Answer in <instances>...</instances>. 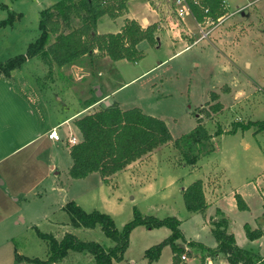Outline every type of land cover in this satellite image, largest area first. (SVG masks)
Returning a JSON list of instances; mask_svg holds the SVG:
<instances>
[{
    "label": "rangeland",
    "instance_id": "obj_1",
    "mask_svg": "<svg viewBox=\"0 0 264 264\" xmlns=\"http://www.w3.org/2000/svg\"><path fill=\"white\" fill-rule=\"evenodd\" d=\"M58 1L0 0V22L11 20V23L0 27V154L30 137L39 118L43 119V125L51 121L52 118L46 117V105H60L51 92L45 93V86L53 78L48 75V65L41 60L26 59L8 76L1 70V65L7 61L26 54L28 45L39 36L41 10ZM139 3L148 4L157 15L155 23L163 33L159 46L152 47L146 42L140 44L141 58L136 62L120 60L105 68L101 67L103 64L98 67V62L103 60L96 63L90 61L92 66L85 61L59 72L67 78L76 101L79 102V98L87 94L94 82L101 87L103 95L109 90H116L110 100L124 109L138 108L144 114L165 121L173 140L189 135L197 125L196 116H199L202 125L213 136L210 140L213 151L199 156L198 161L189 166L172 142L158 148L144 171L143 184L153 192L151 196H147L146 191L143 195L139 186L120 179L106 186L103 184V191L96 190V197L92 200L93 194L89 189L96 185L99 175H92L88 179L91 182L87 181L85 185L72 181L63 166L70 161L66 155L64 158L60 156V180L67 192L76 195L78 201L86 196L89 205L84 204L85 212L96 210L109 215L118 230L133 219L134 210L142 216L158 219L175 217L181 222L185 241L210 248L215 245V240L209 231V219L215 212L211 211L212 216L207 209L201 214H189L182 198L187 185L200 180L209 207L212 206L211 199L217 196L213 191L217 190L220 196L225 191L218 205L230 219L227 231L233 235L236 245L264 253V245L248 240L243 227L248 224L260 230V225L264 230V132L255 133V126L248 130L238 127L233 134L214 136L217 130L227 132L236 122L241 126L249 122H264V0H225L223 16L217 20L208 18V23H199L190 15L179 18L174 0H145ZM115 28L114 23L105 18L100 20V33L96 32L99 35L114 33ZM201 28L208 32L206 38H201ZM160 31L157 30L156 34ZM178 38L181 43H168L180 41ZM177 49L186 50L174 55ZM92 90L96 91L89 89ZM69 101L68 107L73 113L77 105L72 102V97ZM216 103L222 105L217 113L211 108ZM73 134L79 138L76 133ZM149 158L151 156L144 160ZM138 164L132 167L131 172ZM235 193L243 196L247 210L237 209ZM51 204L54 205L44 197L42 201L31 202L29 209L23 213L28 218L33 213H47L51 227L45 222L38 229L60 239L65 231L73 229L65 212L54 210ZM65 223L69 229L60 228ZM20 228L16 241L21 250L25 248L22 253L46 259L47 244L37 236L36 230L28 229L26 225H20ZM70 233L82 241L112 246L99 226ZM170 234L166 227H135L129 235L123 261L117 264H131V261L148 264L145 251ZM178 244L185 245L180 240ZM188 253L189 249L184 253L188 257L187 264H203L202 252L190 250V257ZM171 254L167 246L161 253L159 264H167Z\"/></svg>",
    "mask_w": 264,
    "mask_h": 264
},
{
    "label": "trees",
    "instance_id": "obj_2",
    "mask_svg": "<svg viewBox=\"0 0 264 264\" xmlns=\"http://www.w3.org/2000/svg\"><path fill=\"white\" fill-rule=\"evenodd\" d=\"M185 1L192 17L199 23L208 18L217 20L223 16V0H198L197 3H194V0ZM127 2L128 0H60L44 8L39 16L38 38L28 45L25 55L1 65L3 74L8 76L11 70L19 68L30 58H37L47 64L49 76L77 63L84 64L85 61L96 63L107 58L110 64L120 60L136 62L141 58L137 48L139 43L145 41L152 47L158 44L157 23L142 28L137 21L125 19L116 33L99 35L96 32L97 24L103 17L116 20L126 15ZM9 23L10 19L0 22V27ZM95 52L98 55H95ZM98 64V67L102 64L101 67H107L103 62ZM89 65L92 66L90 63ZM63 78L67 79L65 76ZM95 85L96 82L89 89H94ZM89 89L88 99L83 100L82 96L79 98L84 109L101 100L96 91ZM211 108L217 113L221 111L222 105L216 103ZM196 122L197 125L189 135L173 140L163 120L144 114L138 108L122 110L116 106L102 104L73 122L80 132L81 139L77 144L70 146L72 164L68 174L71 179L78 180L92 173H99L103 182L107 183L112 175L171 142L175 149L181 152L186 165L192 166L199 156L213 151L210 146L213 136L202 125L199 116H196ZM253 126L256 127L255 133L264 132V122H249L243 126L236 122L227 132L217 130L214 136L233 134L238 127L248 130ZM182 198L189 214L205 212L207 204L200 180L190 183L183 190ZM234 198L239 211L248 209L239 194L235 193ZM63 211L73 229H94L99 226L112 242V246L104 247L97 242L82 241L72 233H65L57 239L52 234L36 230L37 236L47 244V258H24L29 264H61L68 262L76 254L81 255L82 260L85 259V264L119 262L128 248L131 231L141 225L147 229L166 227L171 231L165 240L145 251L144 256L149 263L157 261L162 249L168 246L174 254V262L189 249V256L190 250L203 253L202 263L206 257L220 256L229 264H264V257L259 251L239 248L236 245L233 235L227 231L230 219L219 209L209 219V231L216 244L214 248L185 241L180 229L181 222L175 217L158 219L142 216L134 210L133 219L118 230L109 215L96 210L87 213L73 201L67 202ZM244 230L250 241L263 238L260 230L253 229L248 224L244 225ZM179 240L185 245L178 244Z\"/></svg>",
    "mask_w": 264,
    "mask_h": 264
},
{
    "label": "crops",
    "instance_id": "obj_3",
    "mask_svg": "<svg viewBox=\"0 0 264 264\" xmlns=\"http://www.w3.org/2000/svg\"><path fill=\"white\" fill-rule=\"evenodd\" d=\"M139 2H145V0H128L126 15L117 18L116 20H112L109 18L110 21H112V23H114L116 27L114 33L120 30L125 19H133L137 21L142 28H146L149 25L157 22V15L154 14L152 10H150L149 5L145 3L140 5ZM237 11L235 13H237ZM226 17L228 16L226 15ZM105 18L108 17H103L101 20ZM99 23L100 21L97 24V29H96L97 32H99L98 29ZM159 28L158 30L160 31ZM161 34H163L161 31L159 34H156L158 38L157 46H159V43H161V39H162ZM163 39L165 40L166 38L163 36ZM178 40L180 41L177 42L167 41V42L170 45H175V44L177 45L178 43L182 42L181 39L178 38ZM144 42L145 41L139 43V45L137 46L138 50L140 44ZM147 45L149 44L147 43ZM177 50L178 51L174 55H177L186 49H177ZM103 63H105L106 66L110 65L109 59L107 58L103 59ZM62 75L64 76V74L55 72L52 76L53 79L49 80V84L45 86V88L47 87V91L45 90V93L51 92L56 102H58V104L60 103L61 105V107L60 105L59 107H57L56 104L55 106L50 104L48 106L46 105V107H48L47 110L48 112L46 113V117L52 118L51 121L43 125V119L39 118L38 121L40 124L39 123L37 124L35 131L32 133L30 137H28L21 144L16 145L13 148L9 149L8 151L0 154V264H29L24 259L28 256H25V254L22 253L23 249L25 248L21 250L18 247L16 241L17 234L21 229L20 225H26L28 229L31 228L38 231H39L38 228L41 225H43L45 222H47V226L51 227V225H49L50 217L48 216L47 213H42L40 215H36L35 213H33L30 215L29 218L24 215L23 213L24 210L27 211L29 209L31 202L35 203V201L38 200L42 201V198L45 197V199L51 200L52 203H54V205L51 204L52 206L51 208H54V210L57 211L63 210V207L69 201L75 202L82 209H84L83 206L89 205V201L87 200V198H85L86 196L80 199V201H78L79 199L75 197L76 195L74 194L70 195V193L67 192V189L64 186V182L60 180L61 177L60 176L61 173L59 171L60 156L64 158V156L66 155L70 158V153H69L70 145L68 144L69 136H75L73 133H76V135L79 136V138L77 137L78 142L81 139L80 132L73 123L74 120L85 114H88L89 112L93 111L96 108H99L102 104H105L106 101L109 103L108 106H116L122 110H127L124 109L116 101L110 100V98L113 96L116 90L114 91L109 90V92H107L106 95H103L101 91V87L99 85H95L94 89L97 90L98 88L100 90L101 95L99 97L101 98V100L95 103L94 105H92L91 107L84 109V106L82 105L81 101L78 102L73 97L71 93L72 88L71 86L68 85L69 83L66 82L67 79L65 80ZM42 92L43 91H41V93ZM80 95L81 94L79 93V96ZM71 97H72V102H74V104L77 105V108L74 110L73 113L70 112V108L68 107L70 106L69 100L71 99ZM89 97L90 94L88 93L85 96H82V99L86 100ZM39 103L40 101L38 102V105L40 106ZM63 127L65 128L62 130ZM53 129H55L59 134L60 136L59 141H53L48 138V133ZM60 131L62 132L60 133ZM243 145H245V143H243ZM155 151H157V149ZM152 155L154 156V151L151 154L145 156V157L151 156L149 160L148 159L144 160L145 157H143L140 160H138L139 162L136 161L132 163L123 171L112 175L109 178L108 183L106 184L103 182L99 173H97L99 175L97 180H95L97 181V183L95 182L96 185H93L94 187L92 189H89V192L93 194L92 200L94 199V197H96L95 194L96 190L99 191L101 190V192L103 191L102 188L103 184L106 186L107 184L108 185L111 184L112 181L119 182L120 179H126L131 184L139 186V191L143 195H145L144 191L147 192V196L153 195V192L149 188L146 189V187H144L143 184L144 171L147 163L151 161V159H153ZM69 160L70 161L68 162L66 161L65 165H63L65 167L66 170L65 172L67 174L72 164L71 158ZM137 163L139 164L135 166V168L131 172L132 167ZM94 174L96 173H92L84 179H78V180L71 179V180L76 181L78 183H83L81 185H85L87 181H90L88 179H91L92 175ZM216 191L217 190L213 191L214 195L217 196L214 199H211L212 206L210 207L207 206L206 208L210 216L213 215L211 211L216 212V210L219 209L220 211L223 212L224 210L218 204L220 200L223 198L224 194L226 193L225 191L224 192L222 191V196H220L219 193L217 194ZM211 195L213 196V193H211ZM239 195L243 199V196L241 194ZM61 227H63L64 229H69V226L66 223L63 226L60 225V228ZM259 227L260 230L263 232V238L251 242L255 243L259 241V243L264 245V230L260 225ZM73 230H81V229H73ZM73 230H70V232H72ZM70 232L65 231V233H70ZM215 245H213L210 248H214ZM165 248L167 247H164L162 251ZM260 249H261V245H260ZM259 253L261 254V256L264 257V253L261 252ZM46 257H47V252L45 258ZM173 257L174 254L172 253L170 260L167 264H187L188 257H186L185 260L179 259L176 262L173 261ZM28 258L30 259L34 257H28ZM160 259L161 257H159V259L154 263H148V264H159ZM195 259H197V257H195ZM84 261L85 259L82 260L81 255L76 254L68 262H63L61 264H85ZM122 261L123 258L119 262L113 261L112 264H117ZM206 263L229 264L220 256L214 258L210 256L206 257L203 261V264ZM131 264H136V263L131 261Z\"/></svg>",
    "mask_w": 264,
    "mask_h": 264
},
{
    "label": "built area",
    "instance_id": "obj_4",
    "mask_svg": "<svg viewBox=\"0 0 264 264\" xmlns=\"http://www.w3.org/2000/svg\"><path fill=\"white\" fill-rule=\"evenodd\" d=\"M198 0H194V3H197ZM174 4L176 5V15L179 17V18H183V17H186V16H191L192 17V14H191V10L189 8V5L186 3L185 0H174ZM206 12V11H205ZM206 23H208V19L205 20ZM200 34H201V38H206L208 32H205L204 28H201L200 29ZM48 138L53 140V141H59L60 140V136L59 134L57 133V131L55 129L51 130L49 133H48ZM78 143V140L75 136H69L68 138V144L70 146L72 145H75ZM181 260H185L186 259V256L185 255H182L180 257ZM207 264V263H206Z\"/></svg>",
    "mask_w": 264,
    "mask_h": 264
},
{
    "label": "water",
    "instance_id": "obj_5",
    "mask_svg": "<svg viewBox=\"0 0 264 264\" xmlns=\"http://www.w3.org/2000/svg\"><path fill=\"white\" fill-rule=\"evenodd\" d=\"M96 95L97 96H100L101 95V93H100V90L97 88V90H96ZM105 104H106V106H108L109 105V103L106 101L105 102Z\"/></svg>",
    "mask_w": 264,
    "mask_h": 264
}]
</instances>
